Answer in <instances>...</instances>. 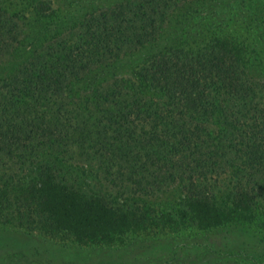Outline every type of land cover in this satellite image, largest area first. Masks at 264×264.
Wrapping results in <instances>:
<instances>
[{
    "label": "trees",
    "instance_id": "obj_1",
    "mask_svg": "<svg viewBox=\"0 0 264 264\" xmlns=\"http://www.w3.org/2000/svg\"><path fill=\"white\" fill-rule=\"evenodd\" d=\"M177 1L119 0L84 19L74 39L54 40V54L47 52L50 46L44 52L36 49L12 75L0 79V113H10L8 120L0 117V222L12 221L24 209H44L56 216L53 226L67 223L74 235L87 239L118 237L134 226L132 205L82 192L79 181L65 184L68 128H85L38 112V106L50 105L44 101L50 95L59 110L66 107L76 119L100 111L126 132L136 117L149 121L152 131L136 153L142 157L140 168L155 169L156 181L184 177L186 220L194 213L198 225L207 228L239 220L264 224V82L244 69L256 52L221 18L201 37L189 39L182 31L159 46L165 14ZM16 13L0 0V62L19 41ZM145 45L154 50L129 75L70 94L72 82ZM65 56L85 59L68 66ZM89 117L91 130L106 129L102 120ZM28 127L33 134L24 133ZM118 143L111 147L128 157L134 145ZM228 169L231 186L215 199L208 178Z\"/></svg>",
    "mask_w": 264,
    "mask_h": 264
},
{
    "label": "rangeland",
    "instance_id": "obj_2",
    "mask_svg": "<svg viewBox=\"0 0 264 264\" xmlns=\"http://www.w3.org/2000/svg\"><path fill=\"white\" fill-rule=\"evenodd\" d=\"M118 1L2 0L7 11L17 12L15 24L19 41L0 62V79L12 75L36 49L44 52L50 46L47 52L54 54V40L74 39L80 34L84 19ZM220 18L227 20L228 28L246 39L253 53L256 52L255 59H250L252 64H244V69L250 78L264 82V0H178L165 14V30L157 43L159 46L166 44L169 37L182 31L189 39L201 37L207 29L213 30ZM170 31L173 32L168 35ZM154 47H139L107 65L96 67L72 82L70 94L74 96L83 88H92L93 84L105 85L110 83L107 81L129 75ZM84 59L75 61L69 56L64 64L69 66L75 62L79 65ZM85 93L81 92V96ZM49 96L45 95L44 101L50 107L38 106V112L44 111L43 116L51 121L55 116L66 125L79 123V127L85 128L73 132L68 128L70 132L65 142L68 148L65 147L67 154L63 160L69 167L63 175L67 179L65 184L79 181L82 192L101 193L118 205H132L135 223L133 229L118 237L87 239L74 235L67 223L56 227L54 222L53 226L56 216L44 209L41 212L24 209L22 214L16 213L12 221L0 222V264H264V224L239 220L207 228L198 225L194 213L191 220H186L187 181L184 177L171 182L168 179L156 181L154 176L159 173L153 175L155 169L151 166L140 168L142 157L136 153H140L142 139L152 131L149 121L136 117L130 128L132 131L126 132L124 126L106 121L100 111L91 115L83 112L76 119L66 107L59 110ZM8 114V111H1L0 117L8 120ZM89 116L102 120L100 126L106 129L91 130L88 124L93 119ZM24 133L33 134L30 127ZM113 142H127L134 148L128 157L122 156L124 152L120 154L122 152L111 147ZM47 159L48 155H44L41 160ZM53 162L48 164L50 169ZM32 173L33 170L27 179ZM229 173L230 169L208 178L215 199H222L231 186ZM232 189L234 191L235 187Z\"/></svg>",
    "mask_w": 264,
    "mask_h": 264
}]
</instances>
